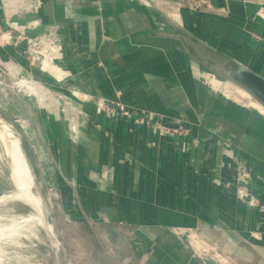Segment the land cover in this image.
I'll list each match as a JSON object with an SVG mask.
<instances>
[{
    "label": "crops",
    "instance_id": "obj_1",
    "mask_svg": "<svg viewBox=\"0 0 264 264\" xmlns=\"http://www.w3.org/2000/svg\"><path fill=\"white\" fill-rule=\"evenodd\" d=\"M41 1V24L28 37H45L56 70L29 64L25 43L0 50V59L50 95L44 102L27 90L26 100L18 96L21 113L9 103L7 109L30 126L26 156L43 189L52 187L47 176H57L66 222L87 229L113 264H264V212L226 187L238 158L264 204V114L256 108L264 110L256 101L253 110L244 108L203 84L196 69L208 71L173 39H195L264 78V0H210L211 11L170 15L179 27L138 0ZM16 5L8 12L0 0L5 30L9 21L34 18L15 15ZM61 98L74 107L71 124ZM100 98L135 113L111 119L92 103ZM136 113L147 123L159 115V124L186 134L162 136L137 124ZM69 125L78 126L79 132L71 128L76 143ZM192 243L203 247L200 253Z\"/></svg>",
    "mask_w": 264,
    "mask_h": 264
},
{
    "label": "rangeland",
    "instance_id": "obj_2",
    "mask_svg": "<svg viewBox=\"0 0 264 264\" xmlns=\"http://www.w3.org/2000/svg\"><path fill=\"white\" fill-rule=\"evenodd\" d=\"M153 3L169 17L170 15L174 17L175 15H178V17L180 18L179 10L188 9L186 2H182L180 7L173 0H153ZM12 4L16 5V2H14L13 0ZM12 4L11 1L9 2L6 1V3L3 5L7 8L8 11L9 7L12 6ZM145 4L147 5L146 0H145ZM143 6L145 5L143 4ZM14 13L16 12L14 11ZM13 15L14 14L11 13V16ZM8 16L10 17V13H8ZM34 19L36 20L37 17H34L33 20ZM25 31L28 36L27 30ZM39 37L40 39L38 41L45 39L44 36H39ZM48 45H49L48 43L47 45L43 44L42 46H38L39 49L32 50L31 59H29V64H35L37 68H39L38 70L45 71L44 69L46 67L45 65H47L48 63H51L54 71L56 70L55 66L52 64L53 59L52 57H50L48 53L49 51V49H47ZM5 48L6 47L3 44L2 46L0 45V50H4ZM37 51L41 52L39 53L40 55L35 54V52ZM28 56L29 55H27V57ZM200 71H201L200 69H196V74L199 80H201L203 84L207 85L212 90L218 92L224 98L229 99L233 102H237L242 107L248 108L250 110L256 108L254 106L255 104L253 105V103H255L256 100H254L252 96L248 95L247 91L246 93L245 90L244 91L243 89L241 90V88L235 86L230 82L216 78L212 74H209L208 72L203 73L202 71L201 72ZM16 76L17 75L11 74L9 71H7L2 66H0V108H2V110H4L2 112L5 113L3 114L2 112H0V132H3L4 127H8V129H10V131H12L14 135L21 140L23 150L26 154L24 138L22 135L23 134L25 135L24 130L26 128H29L30 126L28 125V122L25 119L19 117L16 119L13 118V115L10 111H8L7 106L9 103L10 108L15 113H21V110H19L20 103L18 96H23V99L26 100L27 96L29 95L26 94V91L28 89L25 88V86L29 85L28 83H31V81H35V80H30V78L26 76H24L25 78H17ZM53 79L56 81V83L59 82L57 78H53ZM21 80L26 82L21 83ZM62 80H64V76ZM67 88L74 93L73 91L74 88L71 87H67ZM74 95L76 99L81 100L83 102H85V100H88L89 98V96L86 95L85 93L82 94L76 93ZM67 97L69 98V96ZM71 100L73 102L72 98ZM60 102H62L65 105V109H66L65 114L68 119L67 122H70L71 119L70 115H73L74 112L72 109H74V107H72L69 104L70 102L66 99L61 98ZM86 102H91V101H86ZM261 108H263L262 110H264L263 105ZM256 109L258 110L256 111L258 114L261 115L264 114L258 108ZM156 116H158V118H161V116L159 115ZM71 128H76V126L73 127H71L70 125L68 126L69 133L72 139L74 140V142L76 143L75 137L72 134H77V133L72 132ZM179 129L183 135L186 134V131L183 132L184 131L183 128H179ZM25 132L27 133V131ZM170 135L180 136V134L179 135L175 133L172 134V132L170 133ZM35 144L37 147L42 149L43 145L41 143H35ZM47 178L48 181L51 183L52 187L51 188L47 187V189H43L42 183L36 178V191L40 194V197L44 201L48 220L50 221L51 218L56 217L59 222V225L61 226V227L58 226V240L61 244L60 246L61 264H113L111 260L108 259L106 254H104L105 249L103 251L101 245L97 243L94 238L90 237L91 235L89 234V231L87 229L78 228L77 230L71 223L66 222L67 220L66 216L69 214V212L65 213L66 208L64 206V201L67 200V198L63 199L61 194V189L57 188V185H55L56 181H58L57 176L52 175V176H47ZM13 189L14 187L12 182L10 181L9 173L7 172L6 169L0 168V198L7 195ZM26 207L27 206H25L24 204L18 202L0 203V227L4 228L10 226H14V227L17 226V228H15V233H14L17 236L13 234L10 236V238L12 239H10L9 237L0 238V243H1L0 254H2L0 255V264H55L57 249L54 246L51 237L55 239L56 235L50 234L51 236L50 237L49 234L46 232V230L38 226L37 224H32L33 226L30 224L28 226L23 227L21 223L23 218L29 217L32 214V210L29 207L27 208ZM22 230H24V232H22ZM8 234L9 232H6V235ZM63 242H65L66 247L63 245ZM193 245H194L193 248L198 253H200L201 250L203 249L202 246L195 244ZM207 256L208 258H213L215 255L210 253ZM211 263L219 264L217 259H214V261H211ZM131 264H137V262H133Z\"/></svg>",
    "mask_w": 264,
    "mask_h": 264
},
{
    "label": "built area",
    "instance_id": "obj_3",
    "mask_svg": "<svg viewBox=\"0 0 264 264\" xmlns=\"http://www.w3.org/2000/svg\"><path fill=\"white\" fill-rule=\"evenodd\" d=\"M6 1L9 2L11 0H2L3 4H5ZM151 1L153 2V0ZM173 1L176 4H178L179 7L181 6L182 2H186L187 8L190 11L196 13L205 10H211L210 0H173ZM14 2H16L17 4L15 15L24 13L26 16L30 15L37 17L43 7V3L41 0H14ZM40 24L41 23L39 19L28 21L25 23V25H21L17 22L11 23L9 21L8 28L6 30L0 26V39L5 36H8L7 39H5L4 41L2 40L3 45L5 47L7 46L17 47L21 43H25L28 48L26 52V56L29 55L27 58L31 59L32 50L39 49L38 46H42L44 42L43 40L45 39L38 41L40 37L30 38L27 36L25 30L26 27L32 29L37 28L38 26H40ZM19 27H23L24 30L20 29ZM2 42L0 41V44ZM88 100H90V97L88 98ZM92 101H93L92 103L97 107L98 113H103L104 115H107L114 120H118L121 117L132 118L133 114L135 113L133 110L125 108L120 102H111L104 98H100ZM136 116L137 117L135 119V122L137 124L145 125L147 123L146 115H144L143 113H136ZM149 117L151 119L150 121L148 120L147 125H149V128L151 130L159 131L162 134V136L169 135L172 132V134L174 133L178 135L180 134V136L183 137V134L180 132V129L171 130L159 124L157 120L158 117L155 114H151L149 115ZM184 147L185 146L183 145V149ZM235 169H236V176L233 182L226 184V187L228 188L233 187L235 189L237 200L244 206L252 210H257L261 213L264 212V204L262 203L260 198L251 190V184L253 179L247 166L240 159L236 158Z\"/></svg>",
    "mask_w": 264,
    "mask_h": 264
},
{
    "label": "bare ground",
    "instance_id": "obj_4",
    "mask_svg": "<svg viewBox=\"0 0 264 264\" xmlns=\"http://www.w3.org/2000/svg\"><path fill=\"white\" fill-rule=\"evenodd\" d=\"M11 23H14V21ZM19 28L24 30L23 27H19ZM27 29H32V28L26 27V30ZM7 37L8 36H5L4 38L7 39ZM47 43H48V41L43 42V44H46V45H47ZM0 45L2 46V43ZM47 49H49L48 53H49L50 57H52V48L50 47V45L47 46ZM39 53H41V52H38V51L35 52L36 55H40ZM0 66H2L4 69L9 71L11 74L18 76L19 71L17 72L15 67L9 61L0 59ZM25 82L26 81L21 80V83H25ZM28 84L29 85L25 86V88L28 89V92L31 95L37 97L39 100H42L44 102L48 101V99L50 98V95L47 93L45 87H43L39 82H36V81H32V83H28ZM241 90H242V88H241ZM247 94L250 95L249 93H247ZM257 103H259V102H257ZM70 116H71V119H70V124H71L73 116L72 115H70ZM77 128H78V126H76V128H73V130L79 132V130ZM167 137H169V136L167 135ZM0 168L7 170V172L9 173L10 181L12 182L13 187H14V189L11 190L7 195L0 198V203H2V202L3 203L4 202H18V203L24 204L25 206L29 207L32 210V214L29 217L23 218V220L21 221L23 227L28 226L30 224L31 225L37 224L38 226L45 229L49 235L55 234L53 225L47 221V215H46L47 211L45 209L44 201L40 197V194L36 191V177L32 171V168L30 167L28 158H27V156L23 150L21 140L19 138H17L14 135V133L12 131H10V129H8V127H4L3 132H0ZM15 225H17V224H15ZM23 227H22V229H23ZM15 228H17V226L16 227L10 226V227H4V228L0 227V238H3V237H9L10 238V236L15 233ZM24 230H22V232H24ZM6 232H9V234L6 235ZM30 232H32V231H30ZM22 235H24V234H22ZM15 236H17V235H15ZM15 236H13V237H15ZM18 236H19V234H18ZM10 239H12V238H10ZM10 239H9V241H10ZM14 240H15V238H14ZM0 255H2V254H0Z\"/></svg>",
    "mask_w": 264,
    "mask_h": 264
},
{
    "label": "water",
    "instance_id": "obj_5",
    "mask_svg": "<svg viewBox=\"0 0 264 264\" xmlns=\"http://www.w3.org/2000/svg\"><path fill=\"white\" fill-rule=\"evenodd\" d=\"M140 4H144L146 8L154 12L163 22L168 25L179 27V24L171 19L167 14H165L161 9H159L151 0H138ZM175 40L180 41L186 52L198 63H200L209 73L213 74L216 78L222 79L223 81L230 82L235 86L242 88L247 91L254 100L258 101L264 106V78L254 73L247 67L223 57L213 50L202 46L195 39H191L189 42L183 35L178 34L174 36ZM23 134V133H22ZM24 140H26L25 135H22ZM33 173L37 180H39V175L37 174V169L32 168ZM35 192V191H34ZM54 227V233L56 238L51 237L54 246L57 249L55 264H61V254H60V242L58 240V222L57 218L53 217L50 221ZM57 244V245H56Z\"/></svg>",
    "mask_w": 264,
    "mask_h": 264
}]
</instances>
